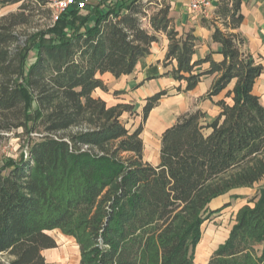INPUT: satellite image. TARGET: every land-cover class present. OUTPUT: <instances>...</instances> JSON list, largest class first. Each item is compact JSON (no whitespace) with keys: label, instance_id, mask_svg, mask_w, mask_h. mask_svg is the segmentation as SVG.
Instances as JSON below:
<instances>
[{"label":"trees","instance_id":"obj_1","mask_svg":"<svg viewBox=\"0 0 264 264\" xmlns=\"http://www.w3.org/2000/svg\"><path fill=\"white\" fill-rule=\"evenodd\" d=\"M49 2L0 1L18 6L0 17V139L21 134L27 147L0 169V255L9 257L0 264H47L53 231L75 240L79 264H194L204 225L221 212L211 203L264 180V106L254 94L264 67L236 33L242 1L221 2L207 23L219 49L197 61L201 40L175 28L164 0H92L44 26ZM161 34L177 92L217 75L202 99L219 112L179 116L154 166L143 124L168 92L147 98L137 128L124 121L134 105L94 93L109 91L105 74L133 75ZM207 264H264V185Z\"/></svg>","mask_w":264,"mask_h":264},{"label":"crops","instance_id":"obj_2","mask_svg":"<svg viewBox=\"0 0 264 264\" xmlns=\"http://www.w3.org/2000/svg\"><path fill=\"white\" fill-rule=\"evenodd\" d=\"M192 1L194 0H168V4L171 6L170 16L174 21L175 28L180 33L192 32L195 37L201 40L194 57L197 61L204 59L212 51L217 52L219 49V46L213 42V30L208 28L207 23L218 20L217 11L223 0H213V8L208 16L193 12L191 10ZM241 1V11L244 19L236 33H239L245 39V49L264 67V0ZM17 9L18 6L16 5L3 6L0 4V17L15 12ZM218 25L221 26L220 22H218ZM169 44L168 37L161 34L159 42L152 45L151 54L140 61L137 71L133 75L116 79L111 74H105L102 79L108 86L109 91L97 90L94 93L95 97L102 98L109 106L122 103L138 106L142 103L141 111H143L147 98L162 91L168 92V95L161 100L143 124L144 159L154 166H158L160 163L162 135L176 123L179 116L201 109L208 114L209 121H211L219 112L212 101L202 99L211 90L217 75L203 78L202 82L193 91L187 93L177 92L179 84L171 76H167L177 67V63L173 62L170 66L165 65ZM213 59L216 62H221L223 56L213 54ZM208 67L209 64L205 65L204 69ZM231 89L232 86L229 87V90ZM225 93L214 100L222 99ZM254 94L260 98L264 106V73L255 84ZM138 113L142 115V112H137V115ZM151 144H154L157 150L150 149ZM222 199L213 201V203L219 202L221 204L220 206L216 205V209L222 206Z\"/></svg>","mask_w":264,"mask_h":264},{"label":"rangeland","instance_id":"obj_3","mask_svg":"<svg viewBox=\"0 0 264 264\" xmlns=\"http://www.w3.org/2000/svg\"><path fill=\"white\" fill-rule=\"evenodd\" d=\"M165 1L168 3V0ZM45 11L50 12H45V14H43V20H41L40 23L44 26L53 24L55 10L50 2ZM38 19L39 18H37V20ZM145 27H147L146 22ZM141 106L142 103H140V105L138 104V106H134L136 113L142 112ZM124 121L127 122L129 128H137L142 123V115L139 113L138 115L127 114ZM149 147L152 150H157L154 144H151ZM26 152L27 147L25 145V138H23L21 134L12 133L6 135L4 138L0 139V169L11 162H17L22 156L26 155ZM263 185L264 180L253 188H238L231 190L229 193L215 199L219 200L223 198L222 206L217 209L216 205L220 206L221 204L219 202H212L213 204L210 206L211 210H221V212L214 215L212 219L204 225L202 240L197 246L194 264L208 263L214 251L230 234L240 209L247 205L248 202L257 195L258 190ZM50 235L56 240L58 247L44 252L47 264H61L64 255L69 256L68 259L71 260V264L80 263L79 247L73 238L63 235L60 231H53ZM8 260V256L0 255L1 262H6Z\"/></svg>","mask_w":264,"mask_h":264},{"label":"built area","instance_id":"obj_4","mask_svg":"<svg viewBox=\"0 0 264 264\" xmlns=\"http://www.w3.org/2000/svg\"><path fill=\"white\" fill-rule=\"evenodd\" d=\"M91 0H50V4L55 10L54 20H58L59 16L71 8L86 10L89 8ZM163 1V0H158ZM213 8V0H194L191 3V10L195 13L208 16L210 10Z\"/></svg>","mask_w":264,"mask_h":264},{"label":"bare ground","instance_id":"obj_5","mask_svg":"<svg viewBox=\"0 0 264 264\" xmlns=\"http://www.w3.org/2000/svg\"><path fill=\"white\" fill-rule=\"evenodd\" d=\"M68 258H69L68 255H67V256L64 255L63 258H62V259H63V260H62L63 262H61V264H71L72 262H71V260H69ZM73 259H74V258H73Z\"/></svg>","mask_w":264,"mask_h":264}]
</instances>
